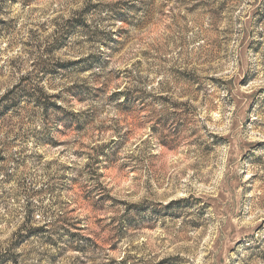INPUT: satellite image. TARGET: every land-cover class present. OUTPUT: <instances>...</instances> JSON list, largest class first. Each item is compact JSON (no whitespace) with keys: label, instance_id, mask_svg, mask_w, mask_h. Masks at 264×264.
Wrapping results in <instances>:
<instances>
[{"label":"rangeland","instance_id":"rangeland-1","mask_svg":"<svg viewBox=\"0 0 264 264\" xmlns=\"http://www.w3.org/2000/svg\"><path fill=\"white\" fill-rule=\"evenodd\" d=\"M0 264H264V0H0Z\"/></svg>","mask_w":264,"mask_h":264}]
</instances>
